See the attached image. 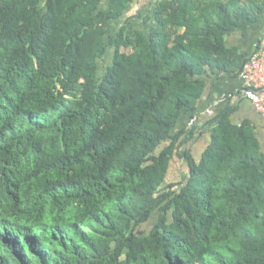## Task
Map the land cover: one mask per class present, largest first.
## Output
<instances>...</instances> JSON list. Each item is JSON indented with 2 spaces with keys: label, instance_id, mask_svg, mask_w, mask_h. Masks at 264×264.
I'll return each instance as SVG.
<instances>
[{
  "label": "trees",
  "instance_id": "trees-1",
  "mask_svg": "<svg viewBox=\"0 0 264 264\" xmlns=\"http://www.w3.org/2000/svg\"><path fill=\"white\" fill-rule=\"evenodd\" d=\"M133 1L0 0V264H264L252 126L179 128L264 0Z\"/></svg>",
  "mask_w": 264,
  "mask_h": 264
},
{
  "label": "crops",
  "instance_id": "crops-1",
  "mask_svg": "<svg viewBox=\"0 0 264 264\" xmlns=\"http://www.w3.org/2000/svg\"><path fill=\"white\" fill-rule=\"evenodd\" d=\"M158 0H134L132 8L128 15H137L140 18L145 14L148 8ZM225 42L228 47L237 48L238 53L244 56L251 53L256 45L264 48V15L248 29L245 33L234 32L225 36ZM241 85V81L237 74L232 72L215 71L210 73L207 79V85L204 93L197 103L196 111L192 118L194 122L188 125L186 118L180 121L179 128L184 125L187 128L195 126L196 132L190 141L187 142L195 156L200 153L209 143V135L205 130L203 123L215 113L221 111L227 106L231 107L230 120L235 124L244 121L250 123L253 132L259 141L261 151L264 154V118L261 117L253 108V106L244 98L238 100L228 99L226 96L230 92H234ZM209 109L210 114L205 111ZM187 173V166L184 160L174 158L170 164L169 178L178 180Z\"/></svg>",
  "mask_w": 264,
  "mask_h": 264
},
{
  "label": "built area",
  "instance_id": "built-area-1",
  "mask_svg": "<svg viewBox=\"0 0 264 264\" xmlns=\"http://www.w3.org/2000/svg\"><path fill=\"white\" fill-rule=\"evenodd\" d=\"M241 85L234 92L227 94L228 99H246L255 111L264 118V48L256 45L249 54L243 67L237 73ZM206 113L211 111L207 109ZM194 118H191L188 125H192Z\"/></svg>",
  "mask_w": 264,
  "mask_h": 264
},
{
  "label": "rangeland",
  "instance_id": "rangeland-1",
  "mask_svg": "<svg viewBox=\"0 0 264 264\" xmlns=\"http://www.w3.org/2000/svg\"><path fill=\"white\" fill-rule=\"evenodd\" d=\"M106 60H107V62H108V59H107V58H106ZM154 218H155V215H153V216L150 218V221L147 222V223L144 225L143 229L148 228L149 224H151V222H153Z\"/></svg>",
  "mask_w": 264,
  "mask_h": 264
}]
</instances>
